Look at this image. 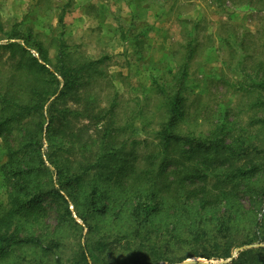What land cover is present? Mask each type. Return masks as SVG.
<instances>
[{
    "label": "trees",
    "instance_id": "16d2710c",
    "mask_svg": "<svg viewBox=\"0 0 264 264\" xmlns=\"http://www.w3.org/2000/svg\"><path fill=\"white\" fill-rule=\"evenodd\" d=\"M13 32L0 44V264H264V60L246 88L250 130L228 121L195 134L182 127L188 43L139 151L118 145L112 106L80 90L102 59L71 66L60 43L51 64ZM49 203L56 214L44 226Z\"/></svg>",
    "mask_w": 264,
    "mask_h": 264
},
{
    "label": "rangeland",
    "instance_id": "374dc122",
    "mask_svg": "<svg viewBox=\"0 0 264 264\" xmlns=\"http://www.w3.org/2000/svg\"><path fill=\"white\" fill-rule=\"evenodd\" d=\"M263 2L0 0V44L15 31L32 54L45 49L51 64L60 43L71 66L102 59L80 80V90H89L98 105L112 106L118 145L137 144L140 151L141 141L150 140L164 118L162 92L173 84L188 43L194 48L184 91L188 124L182 127L203 134L229 121L233 125L227 127L250 130L249 119L257 111L249 108L255 95L246 88L258 80L252 72L255 62L264 60ZM7 53L0 50L4 57ZM16 143L10 135L8 144ZM5 146L0 137V167L6 161ZM6 196L0 169V203ZM242 202L249 206L246 198ZM49 207L44 226L54 222L56 212ZM73 217L81 223L74 210ZM61 255L68 260L69 248Z\"/></svg>",
    "mask_w": 264,
    "mask_h": 264
},
{
    "label": "water",
    "instance_id": "95a60500",
    "mask_svg": "<svg viewBox=\"0 0 264 264\" xmlns=\"http://www.w3.org/2000/svg\"><path fill=\"white\" fill-rule=\"evenodd\" d=\"M244 247H246V246H243V247H240V248L236 249L235 252L233 253V255H235L239 250L243 249ZM190 262H192V260H186V261H184L181 264H187V263H190Z\"/></svg>",
    "mask_w": 264,
    "mask_h": 264
}]
</instances>
